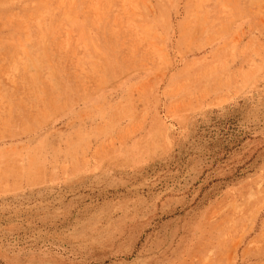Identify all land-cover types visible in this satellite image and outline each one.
<instances>
[{
    "label": "rangeland",
    "instance_id": "obj_1",
    "mask_svg": "<svg viewBox=\"0 0 264 264\" xmlns=\"http://www.w3.org/2000/svg\"><path fill=\"white\" fill-rule=\"evenodd\" d=\"M0 264H264V0H0Z\"/></svg>",
    "mask_w": 264,
    "mask_h": 264
}]
</instances>
